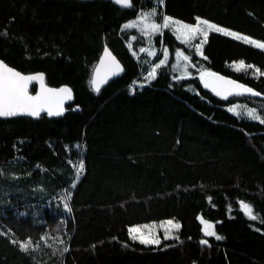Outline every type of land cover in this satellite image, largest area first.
I'll return each mask as SVG.
<instances>
[{"label":"trees","instance_id":"16d2710c","mask_svg":"<svg viewBox=\"0 0 264 264\" xmlns=\"http://www.w3.org/2000/svg\"><path fill=\"white\" fill-rule=\"evenodd\" d=\"M131 5L0 0V59L75 95L60 118H0V264H264V123L226 109L242 102L264 120V99L220 100L200 79L218 73L264 95V50L210 30L197 54L165 29L152 47L163 44L170 61L131 91L153 61L135 55V31L124 28L155 8L158 23L200 19L264 43V0ZM106 46L124 73L97 93L92 72ZM240 61L255 70L236 73L230 64ZM76 161L84 168L70 184ZM163 220L180 223L178 239L145 246L130 238V227ZM201 220L222 239L206 236Z\"/></svg>","mask_w":264,"mask_h":264},{"label":"snow or ice","instance_id":"6c2138e0","mask_svg":"<svg viewBox=\"0 0 264 264\" xmlns=\"http://www.w3.org/2000/svg\"><path fill=\"white\" fill-rule=\"evenodd\" d=\"M114 3L121 7H131V0H114ZM156 15L155 12L148 13L144 16H142L140 23H145L150 17ZM169 23H176L179 25V29H184L187 33L195 34L200 33L205 37V40L207 38V31H216L220 32L224 35L232 36L235 39H242L245 43L251 44L254 47L260 48L264 50V43L257 42L255 40H251L248 37H241L236 33L228 32L225 29L219 28L214 24H211L205 20H197L196 26H190V25H184L180 24L178 21H173L169 17H164V24L158 25L156 23H151L150 25H146L145 29L142 31L144 34H148V30L150 29L151 32L154 34L155 32H158L161 27H167ZM204 25V29H201L199 26ZM136 27L135 23H130L124 25V28H132ZM203 43V42H202ZM141 51H145L144 49H141ZM197 54H201V46L196 47ZM155 53L149 52L148 55L152 56ZM105 56L110 57L111 54L105 49ZM176 57L179 60H183L187 62L189 60L188 56H185L181 52L176 53ZM112 66L113 70L111 71V75H116L121 70L120 65L115 61L114 58H112ZM103 63V61H102ZM167 63V50H165V58L161 59L158 64L155 65V67L152 69L151 72L148 73V76L145 77L147 80L154 79L156 76V69L160 68L161 66L165 65ZM175 67V66H174ZM234 70L246 71L248 68L252 67L251 65H245L243 61H240L238 64L233 65ZM257 74H262L259 72V70H256ZM205 77H211V81L206 80ZM181 79L184 77L181 76ZM43 76L37 75V76H23L19 72H16L12 70L11 68H8L3 63H0V117H10V116H17V115H29V116H39L41 111L46 110L49 116L52 115H62L63 114V100L64 99H71V92L68 88H61L59 90H52V89H44L43 86ZM200 79L204 83L205 87L212 88V91L215 92L218 96H221L222 99H227L230 95H243V94H250L252 96L259 95V93L254 92L252 89L247 88L243 85H240L234 81L231 80H225L223 77L217 76L214 73L211 72H201L200 73ZM38 80L41 81V88L44 93H47V95H37V96H30L28 95V83ZM107 77H105L103 80L99 78V69L96 70V75L91 80L92 88L95 92L100 91V84L102 82H106ZM235 90H241V91H235ZM56 102L55 110L50 106L51 105V99L52 97H61ZM45 105H49L45 107ZM230 112H233L234 114H237L236 108L232 107L228 109ZM246 115L251 119H257L261 120L259 116L256 115V113L253 110H248L246 112ZM262 123H264V120H261ZM84 168L83 163L81 162L78 165V173L82 172ZM70 198V196H69ZM242 210H244L245 215L248 216L251 220H256L257 216L253 214V209L251 206L242 203L241 204ZM65 209L70 211V208L68 207V204L65 203ZM201 223L204 224V234L206 236H215L217 240L222 239L219 235H216L214 231H212V225L208 224L207 222L201 220ZM167 225H170L171 228L179 229V224H173L172 221H167ZM151 226H144V228H149ZM130 236L133 240H139L141 244H159L160 241L157 237L154 235H151L149 232L148 235H145L143 233L142 228H129ZM139 234V235H138ZM173 238L169 235L168 230L166 229V234L164 236V239ZM178 239V237H177ZM207 241L201 240V244H205ZM31 244V241H26L24 243H21L20 249L22 251L28 250V245ZM64 252L68 251V248L65 247L63 249Z\"/></svg>","mask_w":264,"mask_h":264},{"label":"rangeland","instance_id":"374dc122","mask_svg":"<svg viewBox=\"0 0 264 264\" xmlns=\"http://www.w3.org/2000/svg\"><path fill=\"white\" fill-rule=\"evenodd\" d=\"M151 12H155L156 15L150 17L147 21H145V23H140V20H141L142 16H144V15H146L148 13H151ZM156 16H157V10L155 8H153L152 10H150L148 12L140 14V16H138L136 19L130 20V21H128L126 23V24H130V23H135L136 24V27L128 28L129 30L135 31L131 35L130 45H129L130 48L132 49V51L135 53V55H137V54H146V55H148L149 52L155 53L152 56L148 55L149 59L152 60L153 62L151 64V66L149 67L148 71L145 72L144 75H143V79L145 80V82L144 83L138 82L137 84H132L129 87V89L131 91H134V89L136 87H139V86L143 87V86L147 85L148 83H150L152 80H154L156 78V76H157V73H158L159 69L161 67L167 65L168 62L170 61V53H169L168 49L163 44L159 47L158 51H156V48L152 47L153 46L152 45V41L154 39V36L157 33L159 34V33H162L165 29H169L174 34V36L177 39V41L183 43L184 45H186L188 47H194L195 46V49H196V47L198 45L201 46V49H202L203 45L205 44L206 40H205V37L203 35H201L200 33H195V34L187 33L184 29H179L178 30L179 25L176 24V23H169V25L167 27H161L159 29V31L155 32L154 34L151 32L150 29L148 30V34H144V32L142 30L145 29L146 25H150L151 23H156V24L162 26L164 24V17H163L161 23H158V22H156ZM172 20L173 21H177V20H174V19H172ZM179 23L180 24H184V23H181V22H179ZM184 25H187V24H184ZM196 25H194V26H196ZM190 26H192V25H190ZM199 27L201 29H204V25H200ZM204 30H206V29H204ZM206 31L208 33L210 30H206ZM134 42L138 46V50L137 51L134 50V44H133ZM140 43H145V44L141 45ZM141 49H144L145 51H141ZM165 50H167V63L165 65L161 66L160 68L156 69V76H155L154 79H151L150 81L145 79V77L148 76V73L152 71V69L155 67V65L158 64L161 59L165 58ZM238 63L239 62H235V63L230 64V68L232 70H234L233 65H236ZM245 65H247V64H245ZM254 70L255 69L250 67L246 71H244V70H241V71L234 70V71L236 73L247 74L248 72H252ZM253 75H255V74L253 73ZM232 107L236 108L237 114H234L233 112H230L228 110L229 108H232ZM226 109H227V111H229L230 113H232L233 115H235V116H237L239 118L254 120V121H258V122H261V120H262V119L261 120H257V119L249 118L246 115V112L248 110H253L256 113V115L259 116L260 118H261V116L258 114L256 109H254L253 107H251V106H249V105H247L245 103H242V102L232 103V104L228 105L226 107ZM79 164H80L79 161H76L75 164H74L75 175L73 177V181L70 182V184L71 183L73 184L77 180V178L79 177V174H80V172L78 173V165ZM67 192L69 193V191L65 189V191H63V193H62V196L64 197V200L66 199V201H67V199H69V194ZM167 221H172L173 224H179L180 225V223L178 221H175V220H163V221H160V222H152V223H148V224L136 225V226H132L130 228H134V227L135 228H142L143 229V233L145 235H148L149 232H150L151 235H154L155 237H157L159 239L160 243L162 241L175 240V239H177V237L179 235L180 227H179L178 230L174 229V228H171L170 225L166 224ZM144 226H151V227L149 229V228H144ZM166 229L168 230L169 235L171 237H173V238L164 239V236L166 234ZM129 236H130V233H129ZM130 238H131V236H130ZM133 241L139 242L138 239L137 240H133ZM159 244H143V245H145V246H158Z\"/></svg>","mask_w":264,"mask_h":264},{"label":"water","instance_id":"95a60500","mask_svg":"<svg viewBox=\"0 0 264 264\" xmlns=\"http://www.w3.org/2000/svg\"><path fill=\"white\" fill-rule=\"evenodd\" d=\"M113 1H114V0H113ZM120 7H121V6H120ZM123 8H125V7H123ZM105 49H107V51L111 54L110 57H106V56H105ZM112 58H114L115 61L120 65V69H121V70L118 72V74H116V75H111V74H110L111 71L113 70V66H112V62H111V61H112ZM102 61H103V63H102ZM0 63H3V64L6 65L8 68H11L12 70H14V71H16V72H19V73H20L21 75H23V76H37V75H42L43 78H44L43 81H42L43 86H44V89L59 90V89H61V88H68V89L70 90V92H71V99H64V100H63V109H64V111H63V114H62V115H58V116H57V115H52V116H49L48 113H47V111L44 110V111H41V112H40V115H39V116H36V117L29 116V115H17V116H10V117H0L1 119H11V118H15V117H22V116H25V117H29V118H31V119L37 120V119H39L42 115H46L48 118H60V117H62V116H64V115L66 114L67 107H68L69 105H71L72 103H74L75 95H74V91H73V89H72L70 86H68V85H61V86H58V87H55V86H49V85L46 83V75H45L43 72H36V73H23V72L17 70L16 68H14V67L8 65V64H7L6 62H4L2 59H0ZM97 69H99V78H100L101 80H103L105 77H107L106 82H102V83L100 84V90L103 89L105 86H107V84L110 83L111 81H113V80H115V79L121 77V76L123 75V73H124V66H123L122 63L119 61V59L114 55V53L110 50V48L107 47V46L103 49V52H102V54H101V56H100V58H99L97 64L95 65V67H94V69H93V72H92V78L96 75V70H97ZM214 74H216L217 76L223 77L225 80H231V81H234V82H236V83H238V84H240V85H243V86H245V87H247V88L252 89V90H253L254 92H256V93H259V95H256V96H252V95H250V94H243V95H230V96H228V98H231V97H249V98H255V99H264V95H263L261 92L257 91L256 89H254L253 87H251V86H249V85H247V84H245V83H242V82H240V81H238V80H236V79H233V78H230V77H226V76H223V75L218 74V73H214ZM92 78H91V80H92ZM205 79L211 81L212 78H211V77H205ZM33 84H36V86H37V89H36V92H35V93H32V92L30 91V88H31V86H32ZM201 84H202V86H203L208 92H210L211 94H213L215 97H217V98H219V99L221 98V96H218L215 92L212 91L211 86H210V87H205V86H204V83H203L202 81H201ZM91 86H92V85H91ZM92 89H93V88H92ZM235 91H241V90H235ZM28 95H30V96L47 95V93H44V92H43V90H42V88H41V81L33 80V81H31V82L28 83ZM61 98H62V96H61V97H52V99H51V105H50V106L53 108V110H55L56 102H57L59 99H61ZM221 99H222V98H221ZM47 106H49V105H45V107H47Z\"/></svg>","mask_w":264,"mask_h":264},{"label":"flooded vegetation","instance_id":"af4514ba","mask_svg":"<svg viewBox=\"0 0 264 264\" xmlns=\"http://www.w3.org/2000/svg\"><path fill=\"white\" fill-rule=\"evenodd\" d=\"M233 98H237V97H231V98H227V99H221L220 100H230V99H233ZM219 99V98H218Z\"/></svg>","mask_w":264,"mask_h":264}]
</instances>
